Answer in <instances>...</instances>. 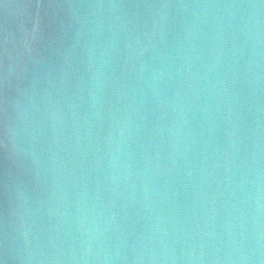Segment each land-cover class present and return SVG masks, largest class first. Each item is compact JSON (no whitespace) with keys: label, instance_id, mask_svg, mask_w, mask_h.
I'll return each instance as SVG.
<instances>
[{"label":"water","instance_id":"water-1","mask_svg":"<svg viewBox=\"0 0 264 264\" xmlns=\"http://www.w3.org/2000/svg\"><path fill=\"white\" fill-rule=\"evenodd\" d=\"M0 264H264V0H0Z\"/></svg>","mask_w":264,"mask_h":264}]
</instances>
